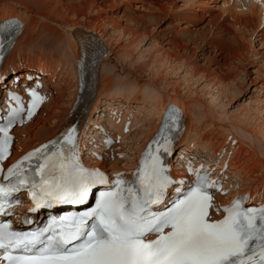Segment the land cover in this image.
I'll list each match as a JSON object with an SVG mask.
<instances>
[{
	"label": "snow or ice",
	"instance_id": "1",
	"mask_svg": "<svg viewBox=\"0 0 264 264\" xmlns=\"http://www.w3.org/2000/svg\"><path fill=\"white\" fill-rule=\"evenodd\" d=\"M20 30L14 18L0 22V59ZM41 87L40 81L27 87L26 101L8 90L0 107V162L13 143L10 130L31 120L45 102ZM180 121L177 109L166 108L130 180L82 165L76 125L27 152L6 172L0 168V262L264 264V205L247 206L246 195L222 209L215 205L213 192L224 194L222 184L203 164L193 168L189 161L188 178L173 179L166 158L174 155ZM104 144L110 148L113 141L106 138ZM98 186L104 190L95 195ZM22 192L30 202L23 224H32L28 213L41 209L83 206L93 196L95 202L83 211L52 216L43 227L18 231L11 217ZM212 211L222 212V218L213 219Z\"/></svg>",
	"mask_w": 264,
	"mask_h": 264
},
{
	"label": "rangeland",
	"instance_id": "2",
	"mask_svg": "<svg viewBox=\"0 0 264 264\" xmlns=\"http://www.w3.org/2000/svg\"><path fill=\"white\" fill-rule=\"evenodd\" d=\"M4 1L0 0V10L3 9ZM45 1L48 3L49 8L53 10L56 0ZM67 1L62 0V2ZM78 1L74 0L73 2ZM228 6L237 5L232 0H88L89 11L86 14L83 11V7L74 5L75 15L70 16L77 21H82L81 23H86L88 27L83 25L74 27L72 28L73 34L82 32L87 35L91 34L92 38L101 39L104 31H109V28L106 27L107 25L116 26V33L119 34V36L115 37L117 41H113L111 50L110 47L108 48L105 45V52L102 55L98 69V82L101 83V86L99 85L101 89L99 92L97 90L99 95L97 94L95 99L97 101L94 102V107L87 118L86 123H88V126L86 127L87 132L89 131L90 133L99 126L111 130V132H117L116 128H120L122 124L126 123V128H129L130 132L127 139L124 138V140L117 142V148L115 149L122 155L120 160L124 163L120 162L121 166L130 163L132 145L137 147L140 144L139 142L144 139V131L146 132L149 122L153 120L151 115L155 111V98H159L160 94L162 97L171 96L173 88H177L175 81H179L183 74L191 73L197 76H195V79L201 78V80L199 79L200 83L197 90L200 87L203 88V84H210V86H218V90L222 89L223 95L220 97V103L216 101L213 104L209 103L206 97L204 99L199 95L196 97L185 96L181 91L180 96L182 95L188 99L189 97L192 98L193 107L196 106L193 108V113L196 112L194 114L195 118L192 115L194 119L186 126V128L189 126L187 132L184 134L182 131L180 135L181 145L183 143V146H192L194 142H199V138H205L204 150L209 147L213 148L211 150H214L216 154H220L204 157L207 160L214 159V157L218 158L222 154L221 151H224V157H227L230 162L229 170L225 171V173L228 174L235 168L231 172V180L234 179L236 184L240 185L239 189H250L251 186H254L256 190L261 188L264 190V158L256 156L257 153L255 154L240 142L231 141L227 137L222 138L220 129L209 125L206 118L207 115L216 118L223 117L227 120L226 122L231 123L233 121L232 123L235 122V125L239 124L238 126L241 128L244 126L243 129L249 131L255 139L256 150L261 153V149H263L262 154H264V122L258 123V118H254L252 116L253 112H249L250 108L257 105L255 102L260 103L259 107L264 105V38L261 39L259 36L260 29H255L252 32L236 29L233 26L234 17L232 13L224 11ZM32 7L35 11L38 9L35 5H32ZM16 8L24 12V14L28 12L24 8L18 6ZM237 11L239 13L240 10ZM32 16L34 17V15ZM84 17H88V19ZM85 19L89 20V22L84 21ZM223 20L227 23L228 34L225 35L226 38L221 39L225 53L219 55V52H215L212 49L213 47L210 49L206 43L212 42L213 37H218V35H215V27L217 28L218 23ZM35 21L39 20L35 18L29 22L28 31L20 39L21 43L17 47V51L22 50L25 55L29 56L34 55L41 47L39 46L41 44L38 47L37 45L27 47L30 42V32L35 27ZM229 25L231 28L228 27ZM213 28L215 31H213ZM226 28L223 31H226ZM47 33L48 31H43L41 37L48 36ZM63 33L65 34V30H63ZM35 38L36 36L32 37V40ZM61 40H58L59 43H61ZM61 45L58 43H47L45 45L47 50L45 61L49 62L47 68H40L32 65V63L28 65L27 62L24 63L23 59L18 57V54H15V57L18 58L19 62L15 63L13 68H8L12 73H25L20 76L22 78L18 79L19 83L25 81L24 77L26 75H29V77L37 75L44 80H52V84L51 82H48V85L43 83L46 86L47 104L42 106L44 108H42L41 117L34 121L35 124L39 123L42 117L46 115L48 104L50 108L51 106L55 107V110L63 108L70 111L71 109V98L76 90L69 79L71 63L67 57L68 49L58 50ZM179 46L187 47L188 50L180 49ZM165 54L170 56L171 61L173 60L174 69H177L173 73L176 76L173 73L171 74L172 71L170 70L168 71L169 74L167 71L159 70L162 65V56ZM217 60L220 63H217ZM159 61L161 64L159 63L158 65ZM155 64L158 66L156 70ZM29 73L34 74L30 75ZM158 74H160L159 77ZM9 76H7V79L8 77L10 79L13 77V75ZM13 79L17 78L14 77ZM34 79L32 78L31 82ZM166 89L167 91H165ZM50 94L51 98H53L51 102L54 103H50ZM150 98L154 102L150 101ZM157 98L156 100H158ZM187 98L184 99L187 100ZM107 103H110L111 110ZM65 106H67V109ZM111 112L112 115L116 112L122 114L121 116L117 115L120 118V124L115 122V129L110 126L109 122L116 119L113 116L108 117ZM101 116L103 119H101ZM32 127L34 126H31V130ZM120 133L124 135L125 128L121 129ZM183 134L186 138L182 137ZM203 147L200 146V148ZM215 148L217 149L215 150ZM235 151L238 154L233 157V163L231 158ZM204 153L208 155L207 151ZM200 154L203 153L199 152L196 155ZM105 155L106 161H117L111 154Z\"/></svg>",
	"mask_w": 264,
	"mask_h": 264
},
{
	"label": "bare ground",
	"instance_id": "3",
	"mask_svg": "<svg viewBox=\"0 0 264 264\" xmlns=\"http://www.w3.org/2000/svg\"><path fill=\"white\" fill-rule=\"evenodd\" d=\"M73 1L74 0H68L67 2H62V0H56V2L54 3V6H53V10H51L49 8L48 3L45 0H5L3 9L0 10V22H2L4 19H8V18H12V17L17 16V18L21 21V23L23 25L22 32L15 38V43L13 44L12 48L7 53L6 57L4 58L5 59L4 62L0 67V73H2V75L0 74L1 79H2L3 75L7 74L8 72H9L8 75H13V77L11 79H8L7 84L12 87L11 89L9 88L8 90L20 91V88L18 87L17 81L19 78H22L20 76L25 74V73H19L18 74L17 72L12 73L10 71V69H8V68H13L15 63L19 62L18 58L15 57V54L16 55L18 54V57L23 59L24 63L27 62L28 65H30V63H32V65L39 66L40 68L41 67L47 68L49 62L45 61L46 60L45 55L47 53V50L45 49V45L47 43H49V44L50 43L51 44L58 43V44H62L58 48V50H63V49L67 50L68 49L67 57L70 59V63H71V66L69 67V73H70L69 79L72 82L74 89L76 90L73 97L71 98V102L69 100L71 109L74 108V103L76 101H78V104L75 106L76 108L73 112L72 111L70 112L69 110L67 111L63 108H62L63 109L62 110L61 107H59L61 110H59V109L55 110V107L51 106V108H50L49 107L50 105L48 104L47 105L48 111L46 112V115H44V117H42V119L39 123L35 124L34 121L36 119H38L39 117H41L40 114L42 112V108H44L42 106L47 104L45 101L40 106V110L32 118V120L25 123V126L23 128H17L16 129L15 135H16L17 143H16V146H14V150L16 149V152L14 155L16 156V154L18 155V152H24L26 150H29L34 145L45 143V142L49 141V138H52L55 134H57V131L60 130L63 127V125H68V124H70V122H75L79 125V129H80V135H79V140H78V145H79L80 150L82 151L81 146H83V145H86L88 147V151H87L86 157H85L86 162H88L89 164H92L98 168L109 170L110 172L115 173L116 171H122L123 170L119 166L120 162H123V161L120 160V157L122 155H120L117 152V150H115L117 147L113 148L111 150V155L115 159H117V161L116 162L112 161L109 163L104 162V155L109 154V152H107L104 149V146L100 140V138H102L99 135V132H101V129H99V130L95 129L93 131L94 134H92L93 132L92 133H90L89 131L87 132V127H86V126H88V123H86L87 118L90 115V112L94 107V102L97 101V100H95L96 96L98 94L97 90L99 92L101 89V88H99V85L101 83L98 82L99 74H97V76L95 77V86H96L95 92L91 93L92 89H91V86L89 84V81H87V80L84 82L82 87L79 89V75H80V73H79V69H78V62H80L82 59H85L83 66H87L88 63H90V61H91L90 58L92 57L93 49H95V50L97 49L100 51L99 47L101 48V51H100V54H101L100 57H101L103 55V53L105 52V45H106V47L108 46V48L110 47V50H111V47L113 45V41H115V42L117 41V39H115V37L119 36V34L116 33V26H113V25L112 26H110V25L106 26L109 28V31H104V34H102L103 37L101 39H103V41H101V39H98V38L89 37V36H91V34L89 36H87L86 33H82V32H77V33L75 32V34H73L72 28H74V27L75 28L79 27V25H83L85 27H88V25L86 23H81L82 21L81 22L77 21L76 19H74L73 17L70 16V15H75L74 5H76L77 7H79V6L83 7V11L85 12V14L87 11H89L88 0H82V1L79 0L78 2H73ZM232 2L236 3L237 6H233V7L228 6V7H226V9L224 11L227 13L228 12L232 13V15L234 17L233 18L234 24L232 22L233 26L238 30L242 29V30H246V31H250V32H252L255 29H258V30L260 29L259 30L260 31L259 36L261 39L264 38V0H232ZM186 3L189 4L188 2H186ZM32 5H35L38 9H36V11H35V9L32 7ZM16 6L24 8L30 13L27 12L24 14V12H21L20 10H18L16 8ZM187 7H188V5H187ZM39 9H40V11H39ZM237 10H240L239 13ZM27 14H29V15H27ZM32 15H34L36 20L38 19L39 21H35V23H34L35 27H34V30H32L30 32V38H29L30 42H29L27 47H29V46L33 47L36 45L38 47L39 44H41V45H39L41 47L38 49V52H36L34 55L32 54V56L31 55L29 56V55H25L24 52H22V50L17 51V49H18L17 47L19 46V43H21L20 39L28 31L29 22L32 21L33 19H35ZM84 16H86V15H84ZM84 18L88 19V17H84ZM87 19H85L84 21H87ZM41 21H43V23H41ZM87 22H89V20ZM226 25H227V23L225 22V20L218 23L217 28L215 27L216 31L213 28L214 29L213 31H215L216 34H215V32H213V33L215 35H218V37H215V38L213 37L212 42L206 43L210 49L213 47L212 49L215 52H219L220 53L219 55H222L225 53L224 46L222 44L221 39L224 37L226 38L225 35L228 34V30L226 28L227 27ZM228 27L231 28L230 25ZM224 28H226V31H223ZM63 30H65V34L63 33ZM43 31H48V33H47L48 36L46 35L45 37L42 38L41 36L43 35ZM211 35H212V33H211ZM34 36H36V38L32 40V37H34ZM59 39H62L60 41L61 43H59V41H58ZM174 42H175V40H174ZM37 47H36V50H37ZM181 48L183 50H188L187 47H184V46L180 47V49ZM52 49H54V48H52ZM55 51H56V48H55ZM80 54H83V56L82 55L80 56ZM177 55H178V53H177ZM151 56H153V55H151ZM102 57H101V59H102ZM51 58H52V56H51ZM100 61L98 64V69H99ZM218 61L219 60H217V63H220ZM159 63H160V61L158 62V65H159ZM161 63H162V65L159 68V70L162 69V71H167V73L170 70V71H172L171 74L177 70V69L176 70L174 69L175 64L173 65V60L172 61L170 60V56L168 54H165L162 56ZM155 65H156L155 66V70H156V69H158L157 68L158 66H157V64H155ZM6 69H8V70H6ZM29 74L31 75L34 73H29ZM173 74L175 75V73H173ZM159 75L160 74H158V77H159ZM195 76L196 75L191 74V73L190 74L189 73L183 74V76L180 78L179 81H175L176 82L175 86L177 88L172 86V87H174L173 88L174 90H172L171 96L167 95V97H162V95L160 94L159 98L156 97L158 100H156V98H155V100L153 99L156 102L152 101L151 100L152 98H150V101L154 102V104H155L154 105L155 111L153 109V111H154L153 115L150 114L152 116L153 120L152 121L150 120L151 122H149L148 127L146 128V132L144 131L145 134L141 133V134H144V136H143L144 139L141 140L142 142L140 141L139 142L140 144L137 147H134L132 145L133 148H132L131 160L133 159V161L131 162V160H130L129 164L123 166V167H127V170H130L129 172H131L132 168L138 162L139 156H140L139 151L142 148V146H144L146 144V143L144 144V142L149 140V137L154 133V131L160 125L161 115H162L165 107L168 104H173L175 107L180 109V111L182 112V115H183V118H182L183 121L181 123V128L183 127L184 134H185V132H187L189 126L187 128H186V126L188 125V123L191 120H193L195 118L194 114L196 112L193 113L194 112L193 108H195L196 106L193 107L194 102L192 103V101H193L192 98L189 97V99H188L187 97H184L182 95L180 96L181 91H182V94H184L185 96H193V97L195 96L196 97L199 95V96L203 97L204 99L206 97V100L208 99L209 103L215 104L216 101H218V103H220V97H221V95H223L222 89L221 90L219 89L220 90L219 91L218 90L219 87L215 86L214 84H213L214 86H210V84L209 85L203 84L202 85L203 88L200 87V89L197 90L199 88L198 84L200 83L199 81L201 80V78H199L200 80L195 79ZM14 77H16L17 79H13ZM29 78H31V77H29V75H26L24 77L25 81L22 83L27 82L26 79H29ZM51 81H52L51 79L50 80H44L43 79L42 83L47 84L48 82L50 83ZM97 83H98V85H97ZM217 83H220V82H217ZM51 84H52V82H51ZM45 87L46 86L44 85L43 91H45ZM23 90H25V89H23ZM165 91H167V89ZM133 92H135V91H133ZM225 92H227V90H225ZM45 93H47V92L45 91ZM71 93H73V92H71ZM5 94H7L6 91H5ZM90 95L95 96V98L93 97V99L91 101H89ZM49 96H50V103H54V102H51L53 99V98H51V94ZM184 98L185 99L187 98V100H185ZM255 103L258 106L257 105H255V107L253 106V108L249 109V112H251V113L253 112L252 116H254V118L255 117L258 118L257 119L258 123L259 122L262 123V122H264V105H261L259 107L260 103H258V102H255ZM109 105H110V103H107V106L110 108ZM66 107L67 106H65V108ZM68 107H69V105H68ZM57 108H58V106H57ZM110 110H111V108H110ZM103 112H104V110H103ZM108 115H109L108 117L113 116L116 118L113 121H109L110 126L115 129L116 124H114V123L116 122L117 124H120V122H119L120 118L118 116H121L122 114H119L118 112H116L115 114L112 115V112H111ZM192 115L194 118L192 117ZM124 117H126V116H124ZM206 118L208 119L207 123L209 125H212L214 127L216 126L218 129H220V131H221L220 133H222V136H223L222 138L227 137L231 141L234 140L238 143L240 142L241 144L245 145L248 149L252 150L255 154L257 153L256 156L264 158V154H262L263 149H261V153H259L256 150V147H255V146H257L256 141L252 137V135L249 131L243 129L244 126L241 128L240 126H238L239 124L235 125V122L232 123L233 121L231 123L226 122L227 120L224 119L223 117L216 118V117H211V116L207 115ZM101 119H103L102 116H101ZM49 120H51V122H49ZM84 122L86 123V126H85ZM33 123H34V125H32ZM31 126H34V127H32V130H31ZM95 126H97V124H95ZM126 127H127L126 123L122 124L120 126V128H116L117 132H115V131L111 132V130H107V129L103 128V131L106 133V134H104L105 136H103V138H107L109 136L111 139H113L114 137L112 136V134L108 133L110 131L111 133H113V135H116V139H118V141L124 140V138L127 139V136L130 132V129L129 128L127 129ZM99 128H101V127L99 126ZM123 128L127 129V130H125L124 135H122L120 133L121 129H123ZM29 129H30V131H29ZM184 134L182 135V137H185ZM98 135H99V137H98L99 140L97 139ZM125 135H126V137H124ZM195 139L197 140V138H195ZM198 140H199V142H196V143L194 142L192 146L187 145V146H185L184 149H182V152L184 153V155L187 156V158H189L190 160H191V158L202 159V160L206 159L207 160V158L204 156L219 155L220 154V153L216 154V152L214 150H211L213 148L207 147L204 150L205 146L203 147V145L205 144V142H204L205 138H199ZM200 146L203 148H200ZM259 147H258V149H259ZM134 148H135V150H133ZM216 149L217 148H215V150ZM205 151L208 152V155H206L204 153ZM95 152H99L103 156L102 161L98 162L99 159H98V156L95 154ZM182 152H179V153L182 154ZM197 152L198 153L200 152L203 154H200L197 156L196 155V154H198ZM221 152H222V154L218 158L214 157V159H209V160H213L214 162L217 161V163H220L219 165L221 167H224V165L227 164V171H228L229 167H230V162L228 161L227 157H224L225 152L224 151H221ZM237 154L238 153L235 151L231 160ZM95 160H97V161H95ZM232 161L234 163V160H232ZM169 165L171 166V164H169ZM170 170L172 171V174L174 175L175 179H177V180L185 179L186 176L182 175L183 172H182V170L179 169V166L175 167L174 170H172V166H171ZM233 170H231V172H233ZM231 172L230 173L228 172L229 176L226 180V185L229 186L231 189L230 196H233V194H232L233 191H237L239 194L248 193L250 195L248 201L253 199L256 202V204L264 202V190H262V188L259 190H256V188L254 186H251L250 189L249 188L239 189L240 185L236 184V181H234V179L231 180V175H232ZM253 172H255V170H253ZM234 182H235V184H234ZM238 190H240V191H238ZM245 190H247V191L245 192ZM252 195H255V197L253 198ZM224 199L225 198L221 194L220 196H217L215 201L217 203H220ZM22 207L23 206L20 205V208H22Z\"/></svg>",
	"mask_w": 264,
	"mask_h": 264
}]
</instances>
